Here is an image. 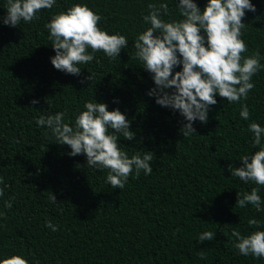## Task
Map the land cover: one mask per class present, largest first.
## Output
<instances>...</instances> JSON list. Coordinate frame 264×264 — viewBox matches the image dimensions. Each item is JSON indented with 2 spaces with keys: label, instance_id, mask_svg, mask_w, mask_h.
Segmentation results:
<instances>
[{
  "label": "trees",
  "instance_id": "16d2710c",
  "mask_svg": "<svg viewBox=\"0 0 264 264\" xmlns=\"http://www.w3.org/2000/svg\"><path fill=\"white\" fill-rule=\"evenodd\" d=\"M7 0H0V258L19 254L30 264H264V257L243 256L232 246L231 232L243 235L264 230V210L235 205L237 193L252 183L233 177L228 165H242L254 154L248 125L264 127V69L252 78L255 87L246 100L229 103L216 95L207 123L194 122L196 132L183 137L178 111L162 107L147 93L152 74L134 58L136 36L146 30L143 15L149 3L167 2L168 19H180L179 0H56L39 19L17 27L5 25ZM201 10L208 0H195ZM242 39L251 55L256 49L264 64V0H251ZM75 3L87 4L109 34L120 33L129 45L114 60L96 52L79 75L66 74L51 63L55 50L45 24L52 15ZM88 51H91L89 49ZM182 70V65L173 70ZM94 74V79L87 80ZM37 99L38 103L31 102ZM119 108L136 133L119 146L131 157L154 153L152 173L131 175L124 189L106 183V170L87 167L85 154L71 156L68 145L56 142L35 118L66 113V122L88 101ZM247 104L250 118L240 110ZM264 201V186H259ZM53 192L57 202L48 195ZM11 200L12 207L5 208ZM264 209V204H262ZM260 221L258 228L248 219ZM46 221L58 227L53 231ZM177 229L179 231H177ZM212 231V241L198 242ZM203 252L204 259L199 253Z\"/></svg>",
  "mask_w": 264,
  "mask_h": 264
},
{
  "label": "clouds",
  "instance_id": "9594fccd",
  "mask_svg": "<svg viewBox=\"0 0 264 264\" xmlns=\"http://www.w3.org/2000/svg\"><path fill=\"white\" fill-rule=\"evenodd\" d=\"M55 3L56 0H7L3 23L17 27L22 21L38 20L40 11L51 10ZM177 8L181 18L165 20L163 17L170 15L168 3H149L143 21L150 27L136 36L133 47L134 58L152 74L155 86L147 94L155 97L158 105L179 112L185 121L179 131L183 137H188L196 132L195 121L207 123L210 106L217 103V94L229 103L246 100L255 87L252 78L264 69V64H261L259 49L251 55H242L249 51L241 38L242 30L246 29L243 17L246 10L256 11L251 0H208L203 10L195 0H179ZM101 20L98 13L82 3L52 15L45 28L56 53L51 57V63L57 70L79 75V65L91 62L96 52H103L114 60L122 49H127V37L120 33L109 34L99 26ZM179 65L182 70L173 74ZM85 79L93 81L94 74ZM31 103L35 105L38 100ZM84 109L76 115L74 125L66 122L65 112L41 115L35 121L38 127L46 129L45 136L50 134L57 143L68 145L69 155L85 154L88 168L106 170L105 182L112 189L123 190L133 173L137 179L141 171L145 175L152 173L153 152H137L129 157L119 146L121 137L128 141L136 137L125 113L119 108L109 110L106 103L97 100L86 102ZM239 114L244 120L250 118L247 104ZM248 129L254 134L253 148L258 150L241 156L242 165L229 164L228 170L231 176L257 185L250 192L237 193L235 205L243 209L251 204L256 211H261L264 210V201L259 195V186H264V127L252 121ZM0 183H3L2 177ZM0 196H3V189H0ZM48 199L53 204L58 201L53 192ZM4 207L10 209L11 200L6 201ZM5 215L0 212V217ZM247 222L254 228L260 225L255 218ZM46 227L59 230L51 221H46ZM214 238V232L204 231L199 234L198 242ZM231 238L232 246L239 254L264 257V230L243 235L233 229ZM199 255L204 259L202 251ZM0 264L30 262L22 255L13 254L0 258Z\"/></svg>",
  "mask_w": 264,
  "mask_h": 264
}]
</instances>
